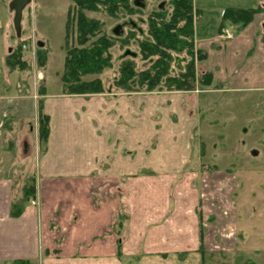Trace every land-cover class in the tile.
<instances>
[{"label":"rangeland","instance_id":"1","mask_svg":"<svg viewBox=\"0 0 264 264\" xmlns=\"http://www.w3.org/2000/svg\"><path fill=\"white\" fill-rule=\"evenodd\" d=\"M10 1L0 0V181L11 183L7 187L11 194V202L7 196L4 199V206L10 202L9 219L16 220L20 218L28 204L24 203L23 195V188L29 183L28 179L33 177L37 188V178L39 175L42 176L39 173L38 161L46 148L41 147L37 140V111L42 106L40 97L47 93L62 94L60 75L65 56V22L70 1L31 0L22 12L19 37L13 28V12L8 7ZM169 1L136 0L141 13L122 19L94 13H89L88 17L103 22L107 33L113 35L115 31L114 35L118 38L123 37L128 31H135L136 36L141 37L147 28L146 16L157 10L169 14L171 10ZM251 1L193 0L195 48L204 50L203 45L197 46L198 40L213 35L221 11L233 6L247 8ZM224 24L232 36L241 35L249 39L256 33L254 24L252 26L248 24L247 28L241 27L239 24H233L228 18ZM223 36L225 38V33ZM136 44L135 41H129L126 46L115 44L110 49L111 68L104 70L99 76L84 78L85 81L99 78L102 82L104 92L100 96L105 100L102 101L104 108L108 106L103 108V113L107 115L105 122L108 120L110 131L106 133L103 128L102 132L97 130V134L103 136L104 143L108 139L110 147L115 144L122 159L115 165L105 163L95 165L99 172L117 167L119 172L108 177L97 172L93 180L88 177L77 181H62L60 185L62 189L79 190L81 196L78 204L85 206L81 210L85 220L79 225L80 231L77 235L86 232L88 238L97 237L95 240H98L107 230L105 226L107 215H112L116 210V215L112 217L114 222L112 230L120 236H133L141 229L139 227L148 226L151 220H160L164 209L167 211L172 205L177 206V211L180 212L182 209L188 210L187 207H193L197 199H200V190H210L214 182H219L217 175L221 171H233L237 174L235 182L237 190L233 195L237 210L234 218L235 231L239 237L264 238V101L256 99L261 95L253 93L254 101H250L248 94L246 95L248 99L240 100V97L230 94L229 91L219 92L222 94L218 95L197 96L195 94L200 89L197 86L190 92L193 94H188L189 96L184 98L183 92L169 93L160 90L152 93L119 92L113 82L124 59L133 60L138 69L148 67L147 62H142L137 57ZM39 45L44 47L38 48ZM18 46H21L20 61L24 65L22 68L15 66L13 70H9L4 64L5 57ZM38 49L43 50L46 55L42 67L36 63ZM126 53L128 55L125 58ZM183 58L181 54L177 61L181 67L185 63ZM194 63L200 74V64L196 60ZM172 68V74L179 70L174 65ZM227 74V71H213V82L220 84L222 89L227 88L230 86ZM246 103L247 113L243 108ZM210 123L216 132L210 127ZM198 124H201L202 130ZM77 133L78 147L70 144L71 141L76 142L77 138L71 131L70 143L57 147L50 157H63L62 159L67 162L72 158L76 163L92 160L88 155L89 146L86 145H90L94 138H89L85 129L80 128ZM105 135L108 137L105 138ZM217 136L222 137V143L215 140ZM217 143L223 147L214 148V144ZM56 152L59 153L55 154ZM214 153L218 154L216 158L213 157ZM139 165L142 167L141 171L135 168ZM181 165L185 168L181 169ZM71 166L74 165L62 164L67 171L74 168ZM180 169L181 173L178 172ZM172 172L175 174L174 179H171ZM186 174L188 180L184 179ZM221 182L227 183L224 180ZM231 187L230 183L221 186L220 201L216 202V209L219 212L215 213L214 218L216 233L209 229L214 223L210 218L206 224L207 229L204 230L207 237H227L232 232L233 224L228 214H224L226 209L221 208L222 201L227 199L226 195ZM72 199L74 196H66L63 203L65 209L61 213V222L65 227H61L59 231L57 229L59 234L57 238L61 239L58 241L62 242V250L69 251L74 249L72 240L78 237L75 235L74 227H67L73 215ZM14 209H19V215L13 216ZM160 210L162 213L157 215ZM2 213L0 212V217ZM208 214L209 211L204 212V215ZM4 218L7 219L5 215ZM189 219L193 217L189 216ZM198 228L199 235H202L203 229ZM95 243L94 247L99 249L101 244L98 241ZM83 246L85 245L78 248ZM35 262L39 263L38 260ZM0 264L12 262L5 261Z\"/></svg>","mask_w":264,"mask_h":264},{"label":"crops","instance_id":"2","mask_svg":"<svg viewBox=\"0 0 264 264\" xmlns=\"http://www.w3.org/2000/svg\"><path fill=\"white\" fill-rule=\"evenodd\" d=\"M230 9H258L249 23L251 26L254 24L256 33H254L253 38L249 39L243 38L241 35L236 37L235 34L230 39L224 38V32L229 30L222 22L221 14L223 11H221L213 35L203 37L197 43V46L203 45L204 50L199 47L196 49L205 55L204 60L200 63V68L212 75V82L209 87L200 88L195 95H218L222 94L219 92L229 91L230 94L240 97V100L248 99L246 97L248 94L250 101H254L253 93H259L261 96H257L256 99L264 101V0H252L247 8L233 6ZM249 25L244 27L247 28ZM255 46L257 49H254ZM255 51H257L256 55L258 56L255 55ZM217 70L227 71L228 77H226L230 86L222 89L220 84L213 82V71ZM188 94L193 93L183 92L182 98L189 96ZM94 98L101 99L96 100ZM40 99L42 100V112L49 118V137L46 151L38 161L39 173L42 176L39 175L37 178L35 201L27 204L20 218L16 220L9 219L11 194L7 187L11 183L0 181V212H3L0 217L2 220L0 221V262L22 259L28 261L29 264L32 262L36 264V260L39 261L38 264H264V246H262L264 245V238L239 237L235 231L236 222H234V218L237 210L233 195L236 194L234 192L237 190L235 184L237 174L233 171H221L217 175L219 182H214L212 188L208 189L209 191L200 190V199H197L193 207H187L185 204L188 210L182 209L180 212L177 211V206L169 207L167 205V208L169 207L168 212L164 209L160 220H151L148 226L139 227L141 229L133 236H120L117 235L119 233L112 230L114 226L112 217L116 215V210L112 215H107L105 222L107 230L98 240H95L97 237L88 238L86 232L85 235L78 236L79 225L85 220V216L81 215V210L85 206L78 204L79 196H81L79 190L77 188L75 190L71 188L70 191L62 189L60 186L62 181H77L88 177L93 180L94 174L97 172L104 177L116 174L119 172L117 167H110V171L107 169L105 172H99L95 165H103L104 163L115 165L122 157L116 150L115 144L110 147V141L107 139L104 143L103 136L97 134V130L102 132L103 128L106 133L110 131L108 120L105 122L107 115L103 113V102L105 101L103 97L100 95H63L59 92L57 94L47 93ZM252 104L253 102L250 103L251 109ZM243 108L246 109L245 113H247V103ZM190 114L194 116L193 113L190 112ZM199 126L202 130L201 124H198ZM210 127L216 132L212 124ZM80 128L86 130L89 138H94L90 145H86L89 146L90 153L88 155L92 157V160L76 163L73 162L72 158L68 159L67 162L62 159L63 157H50L57 147L70 143L71 131L77 138L75 139L76 142L71 141L70 144L73 147H78L77 131ZM104 137L107 138L108 136L105 135ZM217 138L215 139L218 140L217 142H223L222 137L217 136ZM217 147H223V145L214 144V148ZM57 153L59 152L55 154ZM217 156L218 154L214 153L213 157L216 158ZM64 163L67 166L73 164L74 166L71 167L74 168L67 171L66 168L62 167ZM180 167L181 169L185 168L182 165ZM135 168L140 171L142 169L141 165ZM181 169L178 172L181 173ZM173 172L171 179H174L175 176ZM184 179H189L188 174ZM221 180L227 181L232 186L229 190L227 189V199L223 200L221 205L222 210L226 209L224 214H228V218L233 224L232 232L227 237H207L204 230L207 229L206 224L210 218L213 219L212 222L214 223L209 229L212 230V233H216L214 218L215 213L219 212L216 209V202L220 201L222 184H227L222 183ZM7 196H9L10 202L8 201V205L4 206V199ZM66 196H74L72 199L74 202L72 205L73 215H71L70 223L67 225V227H74L75 235L78 236L72 240L74 243L72 251L62 250V242H59L61 239L57 238L59 229L65 227L61 222V213L65 209L63 203L66 201ZM80 207L81 209H79ZM206 211H209L207 216L204 215ZM190 212L193 217L191 220L189 219V216L192 218ZM160 213H162L161 210L156 214L159 215ZM4 215L7 219L4 218ZM157 215L156 217H158ZM161 223L163 224L160 225ZM198 227L203 229L202 235H199ZM54 230L55 232H53ZM53 233L56 234V237ZM95 241L101 244L99 249L94 247ZM81 245L85 246L78 248Z\"/></svg>","mask_w":264,"mask_h":264},{"label":"trees","instance_id":"3","mask_svg":"<svg viewBox=\"0 0 264 264\" xmlns=\"http://www.w3.org/2000/svg\"><path fill=\"white\" fill-rule=\"evenodd\" d=\"M70 7L65 22L63 69L60 75L63 95H100L104 92L99 78L85 81L87 76H99L104 70L111 68L110 49L117 43L128 45L135 41L138 48L137 57L147 62L148 67L138 69L133 60L124 59L118 67V75L113 82L116 90L122 93L192 92L195 87H209L212 75L201 70L197 72L195 60L200 64L205 55L194 46V9L193 0H170L169 14L162 10L152 11L146 16V32L138 37L135 31H128L118 38L108 34L104 23L88 17L89 13L100 14L108 18L122 19L126 16L141 13L136 0H69ZM258 9H227L222 13V22L230 19L233 24L246 26ZM44 46H38L43 48ZM36 63L42 67L46 61L43 50L38 49ZM21 46L10 51L4 64L9 70L15 66L23 67ZM184 56L181 67L179 57ZM126 55L124 57L126 58ZM179 68L172 74V66ZM43 94H40L42 96ZM37 140L46 148L49 137V118L37 111ZM23 188L24 203L35 201L36 187L34 179ZM15 208H18L14 206ZM19 215L14 209L13 216ZM12 264H29L25 260H15Z\"/></svg>","mask_w":264,"mask_h":264},{"label":"water","instance_id":"4","mask_svg":"<svg viewBox=\"0 0 264 264\" xmlns=\"http://www.w3.org/2000/svg\"><path fill=\"white\" fill-rule=\"evenodd\" d=\"M31 0H11L8 7L13 12V28L17 35L20 36V23L22 18V12Z\"/></svg>","mask_w":264,"mask_h":264},{"label":"built area","instance_id":"5","mask_svg":"<svg viewBox=\"0 0 264 264\" xmlns=\"http://www.w3.org/2000/svg\"><path fill=\"white\" fill-rule=\"evenodd\" d=\"M225 33V37L227 38V39H230L231 38V36H232V34L231 33H228V32H224Z\"/></svg>","mask_w":264,"mask_h":264}]
</instances>
